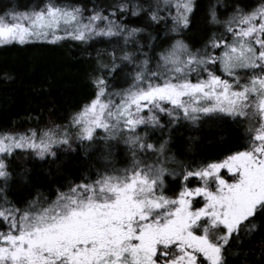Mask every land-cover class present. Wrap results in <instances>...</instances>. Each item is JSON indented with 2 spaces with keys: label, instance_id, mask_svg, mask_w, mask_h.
<instances>
[{
  "label": "snow or ice",
  "instance_id": "6c2138e0",
  "mask_svg": "<svg viewBox=\"0 0 264 264\" xmlns=\"http://www.w3.org/2000/svg\"><path fill=\"white\" fill-rule=\"evenodd\" d=\"M64 44L91 94L0 130V264H264V0L0 8V49ZM44 161L37 184L28 164Z\"/></svg>",
  "mask_w": 264,
  "mask_h": 264
},
{
  "label": "trees",
  "instance_id": "16d2710c",
  "mask_svg": "<svg viewBox=\"0 0 264 264\" xmlns=\"http://www.w3.org/2000/svg\"><path fill=\"white\" fill-rule=\"evenodd\" d=\"M6 3L7 0H0V8ZM201 3L206 4L207 0ZM4 71L14 73L15 80L7 84L0 80V130L41 127L48 121V110L53 106V115L58 121L62 120L71 108L83 103L91 94L87 82L88 64L80 56V46L6 47L0 49V73ZM224 130L234 133L230 127ZM181 132L177 133L182 137L185 133ZM215 133L216 129L206 130L209 138ZM196 147L211 152L209 145ZM19 163L18 158L13 161L14 166ZM74 163H79L75 157L64 161L65 170H73ZM28 166L33 169V181L40 184L47 181L48 169L54 170L56 164L44 161Z\"/></svg>",
  "mask_w": 264,
  "mask_h": 264
},
{
  "label": "rangeland",
  "instance_id": "374dc122",
  "mask_svg": "<svg viewBox=\"0 0 264 264\" xmlns=\"http://www.w3.org/2000/svg\"><path fill=\"white\" fill-rule=\"evenodd\" d=\"M180 131H182L181 133H185V135L181 137L180 135H178V133H177L178 131L176 133H174V142L172 144V147L174 149L180 148L181 146L185 145V143L187 141V137L190 135L189 132H185L186 130L181 129V130H179V132Z\"/></svg>",
  "mask_w": 264,
  "mask_h": 264
}]
</instances>
